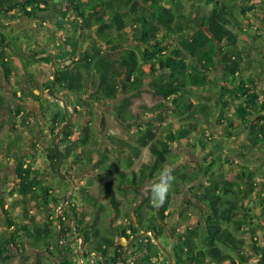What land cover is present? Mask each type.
<instances>
[{
	"label": "trees",
	"instance_id": "obj_1",
	"mask_svg": "<svg viewBox=\"0 0 264 264\" xmlns=\"http://www.w3.org/2000/svg\"><path fill=\"white\" fill-rule=\"evenodd\" d=\"M82 1L65 0L69 4L67 10L57 4L62 17L69 19L73 13V19L81 22L79 27L87 38L92 39L90 48L72 64V68H60L56 76L57 84L80 95L84 89L90 88V84L93 88L98 86L100 98L116 100L114 109L117 118L131 128L132 120L143 123L148 114L162 122L163 113H172L177 118L176 122L168 123L163 131H157L153 124L148 125L135 144L107 137L110 146H119L131 157L139 158L142 149L147 150L150 158L142 162L138 170L132 169L133 160L127 157H123L118 164L109 162V148L106 146L105 152L95 150L93 142L98 136L90 127L78 138L75 149L68 147L71 127L57 140L58 148L65 147L66 158L72 151L76 152L74 157L77 152L91 146L93 149H88L85 157L88 167L93 166L104 176L116 173L120 182L116 187L112 181L104 183V193L109 201L106 206L97 196L82 192L83 199L94 212L93 222L87 220V212L79 211L76 205L71 207L74 219L79 222L74 228L75 234H72L83 236L85 251L82 257L89 258L90 254L97 253L102 263L121 262L123 252H118L122 246H118L115 240L114 232L117 231L128 239L127 231L135 233L137 228L140 231L149 230L157 239L165 238L163 224L168 218V210L171 205L178 204L186 187L190 197L181 211L185 228L183 232L172 231L175 264H250L254 258L256 264H264V244H260L258 236L260 231H264L263 189L257 196L260 200L257 208L260 210L251 209L252 206L244 203L246 199L254 201L257 177L262 179L264 186V171L251 170L246 165H232L231 171L238 174V179H228L224 167L232 164L230 157L222 159L221 154L214 155V152L208 151L210 158H205L194 170L175 165L179 158L174 151L175 148L204 147L206 130L198 120L212 117L207 103L210 95L219 98L215 119L219 120V124L226 122L229 138L234 131L243 128L253 148L264 147V100L256 91L259 74L255 73L264 61V45L258 59L250 58L248 52L244 56L243 52L249 47H241V44L248 37L243 38L239 34L241 20L236 11L239 9L246 16L255 4L264 6V0H85L84 5ZM51 3L54 1L0 0V20L35 18L39 12L47 11ZM210 5L211 9L205 12ZM262 39L264 41V34ZM8 46V52L17 50L10 42ZM71 58H74L72 50ZM244 58H247L245 63ZM0 65L9 81L12 74L9 61L3 59ZM252 70V81L246 83V72ZM213 72H220L223 86L210 77ZM145 88L157 96L159 101L156 104L139 102ZM193 97L197 98L196 102L192 101ZM5 99L0 95V108ZM35 99L41 102L38 96ZM235 103H238L233 107L237 121L233 116L224 117L222 113ZM22 111V108H16L15 113L18 115ZM23 125L28 128L27 121ZM210 131L212 145L215 144L211 148L219 147L217 144L223 140L215 138ZM193 137L196 138L194 142ZM19 149L23 150L21 146ZM2 151L0 146V153ZM47 155L55 171L60 154L51 146ZM26 160L27 157H22L17 165L15 176L18 183L10 193L11 196L16 195L13 204L20 206L22 220L17 223L11 209L4 206L2 209L7 233L0 232V264H11L15 258L27 263V245L36 251H44L54 259L60 258L59 264L77 263L66 260L70 247L61 245L62 236L71 233V228L66 227L64 221L71 216L64 210L58 220L57 215L53 217L52 213H48L52 206H60L64 197H56L50 186L43 185L41 171L32 169V166L26 168ZM127 170L131 173L128 174ZM164 170H168L173 179L164 203L157 206L151 202V183ZM130 187L137 194L133 197L137 205L133 211L135 222L127 228L119 225L113 229L105 222L98 224L99 219L105 221L112 214L118 218L121 215L130 218V211L123 214V201L119 198V195L126 197ZM142 188L147 191V196L139 203L141 196L138 193ZM128 200L124 202L131 205L133 201ZM5 202L9 204L7 199ZM189 207L199 208L200 215H189ZM31 208L41 214L33 215ZM104 209H107V214H104ZM150 214L162 226L151 223ZM55 220L56 227L53 224ZM242 230H246L248 236H241ZM155 249L157 246L149 243L144 251L146 254L137 264H154L151 254Z\"/></svg>",
	"mask_w": 264,
	"mask_h": 264
},
{
	"label": "rangeland",
	"instance_id": "obj_2",
	"mask_svg": "<svg viewBox=\"0 0 264 264\" xmlns=\"http://www.w3.org/2000/svg\"><path fill=\"white\" fill-rule=\"evenodd\" d=\"M55 3H57L62 9L64 8V6L66 5L65 0H53ZM221 2H224L226 0H220ZM82 4H85V0L82 1ZM238 4V2H237ZM255 4V3H253ZM186 8H188L189 4L186 3ZM256 6L254 7V9L247 13V15L245 16L244 14L240 13V10L237 9V13L240 14V20H241V29L239 31V34L241 37L246 38L247 39L244 40V42L241 44V47H249L247 48L248 51H244V56L246 57V55H248L250 58H255L258 59L260 57V50H263V45H264V41L262 39V35L264 34V6H261L259 4H255ZM212 5L207 6L206 9L204 10L205 12H208L211 9ZM72 13V12H71ZM73 13L71 15H69V19L65 18L64 20L67 21L66 23H64V28L67 30V33H69L70 31L72 32V34H69V36L67 37V35H65L64 39H67L69 41H75L77 35L73 34V29L76 28V25H73L75 28L72 27V24H70V22L73 19ZM12 20V19H10ZM15 20V19H14ZM9 21V20H8ZM72 23V21H71ZM6 32V36L8 37L7 40H10V44L12 46H15L17 48V50H23L24 52H29L30 54L32 52H34L35 50H38L39 48L37 47L38 44L35 42L34 39H32L27 32H24L23 29H21V31H17L14 32L12 30L9 29V26L6 27V29L4 30ZM253 36V37H250ZM19 36V38H25L27 40L26 45H23L20 42H17L15 37ZM14 39V40H13ZM250 39V42L252 43V45L249 46L248 42ZM92 39L86 38L84 41L83 39H80L79 41V48H78V52L85 46H87V44H90ZM22 42V40H21ZM35 42V48L33 47V44ZM39 43V42H38ZM55 48H60V43H55ZM173 47L171 49H169V51H172ZM248 52V53H247ZM7 56H8V61L11 65V69H12V74L10 76V81H15V80H20L22 79V77L24 76V72L21 68V66L24 64L26 68H29V59H25L22 56H14V54L12 52H7ZM71 56V53H70ZM74 60V58H73ZM247 60V58H244V63ZM253 64H256V62H254ZM252 65V64H251ZM261 66L255 71L256 74H259V81H258V85H257V89L256 91H258V93L261 95V99L264 100V61L260 64ZM253 66V65H252ZM220 72H213V74L210 75L211 78H214L217 82H219V84L221 86L224 85L223 80L221 79V76L219 75ZM254 71H249L246 72L245 75V82L249 83V81H252L251 77L253 76ZM213 75H215V77H213ZM14 86L16 85V82H14L13 84ZM16 87V86H15ZM16 90H18V87H16ZM4 93V91H1ZM29 94H31V92L29 91ZM195 95V94H194ZM209 100H208V104L210 106V112L212 114L211 119L208 118H203L205 119L203 121L202 120H198L199 122H201V124L203 125V127L206 130V140H205V145L204 147H195V148H191V147H183L181 149H177L175 148V154L178 156L179 160L177 161V166L182 167V166H188L190 167V169H196L197 165L202 162L205 158H208L210 156V152H214V155H222V159H225L226 157H230V159L233 161L231 165H226L224 167V170L226 171V176L228 179H238L237 177V173L234 171H231L232 165L236 166V165H246L248 166L249 169L251 170H262L264 171V147L261 148V146L257 149L253 148L249 142H248V133L245 132V130L241 131H234L232 134V138H229V136L226 134V128H227V124L225 121L221 122V124H219V120L215 119V115L217 114L218 110H217V105L216 102L219 98H217V96H209ZM158 98L157 96H155L154 94H152L150 92V90L145 88V91L143 92L141 98L139 99V102L141 103H147L149 105H153L156 104L158 102ZM193 102L197 101V98L193 97L192 99ZM45 102L47 103V105L50 106L51 112L47 113L46 118L49 117H53L54 114H61V119L59 120V122H63L64 116H65V111L63 109V106L60 104H58L56 101H51L50 99L47 100H42V103ZM241 102L238 101V103ZM29 103V109L31 110V112H33L35 110V103L31 102V100H28ZM37 104H39L40 102H36ZM52 103V104H50ZM238 103L232 104L229 108L225 109L224 111L222 110V113L224 115V117L227 116H233L234 120H236L235 118V113L233 110V107L235 105H237ZM36 104V105H37ZM100 111L105 110V105H103L101 108H99ZM69 111V115L72 116L73 115V111L71 109V107L68 108ZM4 112V117L6 119H9V116L11 117L12 113V106L9 104L8 107H5V109L3 110ZM35 112V111H34ZM3 113H1L0 115V123H1V119ZM80 116H83L82 114H80ZM164 119L163 122L159 121L156 119L155 116H151V114H148L147 118H144L143 121L145 122H136L134 120L131 121V125L132 128H129L128 125L121 123L120 121L116 120L114 117L106 115L105 116V126L103 127L102 130V136L107 137H113V138H121V139H125L128 140L129 142L135 144L136 143V139L137 137L143 133V131L146 129V127L148 125H152L155 126L157 131H163V128L170 122H176L177 118L174 117V115L172 113H169V115H165L163 113ZM202 117V116H200ZM24 119L29 120L26 118V116L24 117ZM34 119H38V117H34ZM34 120H32V128L37 126L39 129V133L38 136H40V138H43L44 136L47 135L46 131H47V124H49L48 122L44 121V118H42L43 124L39 125V122H33ZM93 123H94V130H96V135L98 136V120L96 117H93ZM142 123V124H141ZM210 123H212L210 125ZM212 131V133L214 134V137L217 139H222L223 142H221L219 145V147H214L211 148L212 142H211V135L209 134V129ZM8 128L7 127H2V130H0V146L3 147V153L0 154V165H2V169H1V173L5 176H8L9 178H11L13 176V160L11 159V154L12 152H14V150H11V143L12 141V137L8 138ZM210 131V132H211ZM26 133L21 134V138L22 139H26ZM12 135H15V133H12ZM33 135V134H31ZM8 140V142H7ZM98 140V139H97ZM213 140V139H212ZM196 141V138L193 137V142ZM230 141V142H227ZM204 142V141H203ZM106 141L103 142L101 141H97L96 142V149H98L99 151L103 152L104 147L106 146ZM8 144L10 145V147H8V149H10V152L7 154V148L5 147V145ZM109 147V146H108ZM61 148V147H60ZM31 148L29 146V148H26V153L29 154L31 151ZM122 151V149H121ZM119 152L118 149H113L110 148V155L111 158H109L111 161H117L120 162L121 159L123 157H125V152ZM210 151V152H208ZM240 151V152H239ZM34 154V158H27L28 160H31V163H33V165L39 169V171H41V178H42V182H44L45 184H47V186H50L51 189H53V191H55L56 193V197H65L67 195V188H69L67 181L62 182L61 177H56L51 175V171L49 166L47 165V160L45 157V150H44V145L42 143V141L39 142V146L37 147V150L35 149V151L33 152ZM33 154H31L30 156H32ZM127 159H132L133 160V169L138 170L141 163L142 162H146L148 161V159L150 158L148 152L146 149H143V151L141 152V155L139 156V158L136 157H131L130 155L126 156ZM210 158V157H209ZM90 169H88L86 172H84V174L86 175L85 177L82 176L80 177L81 179H79L77 182L78 184L75 187V190L73 192H71V194L69 195V199L67 201V203L64 205V208L61 210V207L63 205V202L61 203L60 206L57 207H53L52 210V214L53 217H55V215H61L59 213H61L63 210H67V213L69 216H71V218H67L65 219V225L66 227L68 226L69 228H71V233L75 234V226L79 225L78 221H76L73 217V210L71 209V207L73 205H76L77 209L84 211L85 213L87 212V215H89V218L87 220H89L90 222L94 221V212L91 209V206L83 199L82 195L80 193H78V189L79 192L81 191V193L83 192H88L92 195L97 196V198L101 201V203H103L105 206L108 205L109 201L108 198L106 196V194L104 193V188L103 185L106 181H112L113 185L116 187L117 184L119 185V180H117V176L116 173H114L112 176H104L102 174V172H100L99 170H94L93 166H89ZM63 169V168H62ZM6 171V172H4ZM62 172L64 170H61ZM5 174H4V173ZM7 173V174H6ZM129 173V171L127 172ZM102 176H104L102 178ZM12 179H8L5 181V186H3V192L0 194H3L4 197H6V199L9 202V208L11 209L12 213L14 214V221H16L17 223H19L22 220V213L20 210V206H14L13 201L15 199V195L11 196L10 194V185H12L13 181H11ZM257 181V189L256 192L253 194L255 199L253 202H250V199H246L245 200V205H250L252 206L251 209L254 210H260L257 208V206L260 203V200L257 198V196L261 193L260 189H263L262 191H264V186H263V181L261 178L257 177L256 179ZM12 183V184H11ZM185 189V194L183 196L180 197L178 204L176 205H171V208L168 210V218L165 222V224H163V226H165V238H160L159 239V243L161 244L162 247H167L168 251L172 250L173 244H174V240L172 237V231L173 229H176L177 231L183 232L184 228H185V220L184 218H182V214L181 211L183 210V208L185 207V203L189 200V193H188V189L186 187H184ZM141 193H138V195L140 194V200L139 202H141L144 197L147 196V191L146 190H142L140 191ZM137 194L130 192L128 194V197L131 199L132 197H136ZM2 196V197H3ZM126 197V198H128ZM119 198L123 201V204L121 205V210L123 212V214L126 211H130V213L132 214L133 210L136 208V204L135 200H131L133 201V203L131 205L125 203V199L122 195H119ZM69 203V204H68ZM32 207V206H31ZM33 209V213H35L36 215L41 214V212L35 208H31ZM78 211V212H79ZM188 214L196 217L200 215V210L199 208H193V207H189L188 208ZM104 214H107V209L103 210ZM50 213V212H49ZM67 215V216H68ZM148 217H150V221L151 223H156V225L159 227L162 224L158 221V219L154 216V215H148ZM184 217V216H183ZM118 217L116 216V214H112L108 219H106L105 221H103L102 219H99L97 221L98 224H102L103 222H105L106 225H111L110 229H113L112 227H116L119 225H122L124 227H129V225L131 223H134L135 220L132 219L131 217L129 218H125L123 215H121L118 219ZM79 220V218H78ZM54 226L56 227L58 224L56 222V220L53 222ZM53 226V227H54ZM73 229V231H72ZM56 231V230H55ZM0 232L2 233H7V227L5 226L4 222L2 221V219H0ZM145 232V230L143 231ZM142 232V233H143ZM243 234L241 236H248L246 233V230H242ZM70 234V233H69ZM129 234V233H128ZM138 234V232L136 231L135 233L129 234L131 236ZM74 236V235H73ZM73 236H69L67 235H63L62 236V241H68L71 240L73 238ZM79 235H77L74 239H73V244H72V252L74 254V260L77 261V252L78 253H82L83 248L79 249V246L82 243L81 239H77ZM142 236H144L142 234ZM258 236L260 237V244H264V231H260L258 233ZM150 238V236H145L143 238H140L137 242V247L136 249L133 250L132 255H130L128 258L127 263L131 264V263H135L137 264L139 261H141V258L146 254L144 252L143 245L146 242V240ZM115 240L119 241V243H124L125 244V238L119 236L117 233H115ZM146 243H150V242H146ZM27 251H29L28 253V262L27 263H20V261L18 259H14L12 261L11 264H35V260L37 258V255L35 253L32 252V248L30 246H28ZM152 258H153V262L154 264H168V259L165 257V255L155 249L152 254H151ZM44 264H55V262H50L48 259H45ZM85 264H89L88 260H84ZM175 262V261H174ZM257 260L256 258H254L250 264H256Z\"/></svg>",
	"mask_w": 264,
	"mask_h": 264
},
{
	"label": "flooded vegetation",
	"instance_id": "obj_3",
	"mask_svg": "<svg viewBox=\"0 0 264 264\" xmlns=\"http://www.w3.org/2000/svg\"><path fill=\"white\" fill-rule=\"evenodd\" d=\"M69 6V4L65 5V10H67V7ZM47 12H49L53 17H51L50 19V26L47 27V32L51 33V38H54L55 43H60V48H55V46L53 47V49H49V47H42L39 48L38 50H35L34 52H32L31 54L29 52H24L23 50H15V52L13 53L14 56H22L25 59H29V68H26L25 65L23 64L21 66L23 72H24V76L22 77V79L20 80H15V81H8L5 73L3 71L2 66L0 65V95H3L6 97L4 103L1 105L0 108V115L1 113H3L2 118L1 119V123H0V129L2 130V127H7L8 128V135L7 137L10 138L12 137V143L11 145V150H14V152L10 153L11 154V159L13 160V176L11 178H9L8 176H4L1 173V169H2V165H0V192H3V186H5V181L8 179H12L11 181H13L10 185V193L11 190L17 185L18 181L16 179L15 176V170L17 168V165L19 163V161L22 159V157H31L34 158V154L33 152L35 151V149L37 150V147L39 146V142L42 141L43 145H44V150H45V157L47 160V165L50 168L51 171V175L56 176V177H60L59 173L57 172L58 167L60 166V172L62 175H70V178L74 181V184L72 183V181L69 178H62V182L67 181L69 188H67V194L71 192H73L75 190L76 185L78 184V180L81 179L80 177L82 176H86L84 174V172H86L88 169H90V167H88L87 165V161L85 160V157L87 155V150L88 149H93L91 146H87L85 151H80L77 152V156L73 157V154L76 153L74 151H72L70 153V156H68L66 158V156L64 155L65 153V147L62 146V149L58 148L57 145V140L63 135V133L67 130V128L71 127V134L68 137L69 139V143H68V147L74 148V144L78 141V138L80 136H82L83 134H85V129L87 127H90L96 135V130H94V123H93V117H96L98 120V137L97 139L99 141H106V147L110 146L109 145V141L107 139V137L102 136V130H103V123L105 124V116L109 115L114 117L116 120L120 121L117 118L115 109H114V105L116 104V100H110V99H105V98H100V91H99V87L96 86V88H93L92 85L90 84V88H86L81 92L80 94H76L74 92H70L69 90H67L66 88H62L57 84L56 81V76L58 71L60 70V68L62 66H69V68H72V64L75 63V61H77L79 58H81V56L90 48L91 44H87V46L83 47L79 52H78V48H79V41L80 39L87 38V34H85L82 30V28L79 27L78 23L81 24V22H79L77 19L74 20L72 19V23H74L75 25H77L78 27L76 29H73V34H76V40L75 41H69L65 38V35H67V37L69 36V34H72V32L70 31L69 33H67V30L65 28H62L61 26L63 25L62 23L65 22V18L62 17V13L59 11V7L57 6V3H51L49 8L47 9ZM29 19H36L35 18H29ZM71 21L70 22L71 24ZM78 21V22H77ZM6 25H8V23H6V20H0V62L4 59V61H8V56H7V52L9 51V42L10 40H7V34L4 31L6 29ZM42 27V26H40ZM73 28H75L72 25ZM27 31H31V29H27ZM32 39L35 40V42L38 44L37 40L30 36ZM17 42L22 43L23 45H26L27 40L24 38H19V36L15 37ZM22 40V42H21ZM34 42L33 47L36 45ZM35 48V47H34ZM72 50V54L74 56V60L71 58L70 53ZM51 52H55L54 54H52ZM61 55V56H60ZM41 66V65H46L47 66V74H44L43 77H38L35 74V67L36 66ZM14 82H16V87H18V90H16V87L13 85ZM54 86L53 92L62 97L64 96L67 106L68 108L71 107L72 111H73V115L70 116L71 121L69 123V125L67 126V128L64 130V132L57 138L56 140V145L55 146L53 144V140L54 137L56 136V134L59 132V130L61 129V127L67 122V118L66 116H64L63 122H59V120L61 119V114H54V116L46 118L47 113L51 112L50 106L47 105V103L43 102L42 100H47L50 99L51 101H56L59 105H62L61 101H57L54 98H52L51 96H49V90ZM1 91H4L1 92ZM29 91L31 92V94H29ZM35 96H38L41 99V102L39 104H37ZM99 96V98H98ZM28 100H31V102L35 103L34 107H35V112H31V110L29 109V103ZM9 104L12 106V113L11 117L9 116V119H6L4 117V112L3 110L5 109V107H8ZM37 104V105H36ZM52 104V103H50ZM103 105H105V110L100 111L99 108H101ZM53 106V104H52ZM63 106V105H62ZM16 108H22L24 110V112L22 111L20 114L16 115L15 111ZM48 108L47 111H45V109ZM44 109V110H43ZM64 109V108H63ZM80 114H82L83 116H80ZM26 116L27 119H24V117ZM38 117V119H34V117ZM42 118H44L45 122L49 121V124H47V135L44 136L43 138H40V136H38L39 133V129L37 126L32 128V120H34L33 122H39L38 124L41 125L43 124ZM24 121H27L28 123V128H25L23 123ZM121 122V121H120ZM123 123V122H121ZM128 125V123H123ZM34 125V124H33ZM129 127V126H128ZM131 128V127H129ZM26 133V139H22L21 138V134ZM93 132V133H94ZM12 133H15V135H12ZM33 134V135H31ZM98 140H95L93 142L94 145H96V142ZM8 142V140H7ZM10 145L6 144L5 147L7 148L8 151V147H10ZM8 146V147H7ZM20 146L22 147L23 150H20ZM29 146L33 149H31V151L29 154L26 153V148H29ZM51 146H54L59 154H60V162L57 165V168L55 171L52 170L51 168V163H50V159L47 157V149H49ZM109 151L110 148L113 149H118V151L120 152L122 148H120L119 146H110L108 147ZM82 149V148H81ZM105 149V148H104ZM103 149V150H104ZM124 151V150H122ZM121 151V152H122ZM143 151V149H142ZM105 152V150L103 151ZM3 153V151H2ZM0 153V154H2ZM9 153V151L7 152V154ZM31 154H33L32 156H30ZM128 155V153L125 154V157ZM141 155V154H140ZM61 156H63V161L61 162ZM109 158H111L110 153H108ZM129 156V155H128ZM109 162H112L109 159ZM117 162V161H115ZM119 162H117L118 164ZM28 166H32V169H37L33 163H31V160H26V165L25 167L28 168ZM63 168V169H62ZM133 169V167H132ZM61 170H64L63 172ZM135 170V169H134ZM129 171L128 174L131 173V170H127V172ZM6 172V171H4ZM3 172V173H4ZM5 174V173H4ZM7 174V173H6ZM40 179L42 180L41 176ZM43 185H46L43 182ZM73 189V190H71ZM130 190V192H134L131 187L128 189V191ZM145 190L144 188L141 189ZM129 192V193H130ZM54 194L55 191H53ZM78 193L82 194L81 191L79 192L78 189ZM3 194H0V219L3 218V206L5 209L9 208V204L5 202L6 197H2ZM16 196V195H15ZM128 196V194H127ZM126 196V197H127ZM124 197V198H126ZM139 198V197H138ZM69 199V198H68ZM127 199L129 200H133L134 198L132 197L131 199L128 197L125 200L127 201ZM128 200V201H129ZM140 200V198H139ZM138 200V202H139ZM8 201V200H7ZM64 201V200H63ZM143 201V200H142ZM140 203V202H139ZM69 204V203H68ZM51 208V207H50ZM53 210V206L52 208L48 211V213L52 212ZM64 211V210H63ZM63 211L59 214H62ZM134 211V210H133ZM33 215L35 213H33V210L31 212ZM47 213V214H48ZM74 216V215H73ZM117 216V215H116ZM57 217L60 218V215H58ZM130 217L133 218V212L132 214L130 213ZM47 219V217H46ZM118 219V218H117ZM26 221V220H24ZM162 226V225H161ZM144 230H141L139 228H137V232L138 234H135L133 236L129 235L132 234L131 231H127V234L130 236V239L125 238V244L124 243H119V241H117V245L118 246H122V249H118V252H123L122 255V260L121 262H118L117 264H128V257L130 255H132L133 250L136 249L137 247V242L140 238H143L145 236H150V238H148L146 240V242H153L156 246H157V250L161 251L165 257L168 259V264H175V256L173 254V251H168L167 247H162L161 244L159 243V239L155 238L153 233L149 232V230L145 229V232H143ZM143 232V233H142ZM117 233L119 236H121V234H119V231L114 232ZM142 234L144 236H142ZM80 235V234H78ZM77 235L73 236V238L71 240H68L66 242L67 246L71 247L73 244V239L76 237ZM82 236V235H81ZM123 237V236H121ZM83 238V236H82ZM158 240V242L156 241ZM66 241V240H65ZM144 243L143 248L144 251L147 250V247L149 246L148 243ZM63 246V245H62ZM82 248L83 251L82 253H78L77 252V261L74 260V254L72 252V249H70V252H68L66 254V260H70V261H74L77 262V264H85L84 260H88L89 264H105L102 263V259L99 258L98 254L96 253H92L89 255V258H84L82 257L83 252L85 251V247L83 245V240H82ZM79 246V249H82ZM29 250V249H28ZM34 251V252H33ZM32 252L35 253L37 255V258L35 260V264H39V260H42L44 258H47L50 262L53 261L54 258H52L51 256H49L48 254L45 255H39L38 252H35L34 249H32ZM29 251L27 252V256ZM96 255H98L96 257ZM99 258V259H98ZM100 260V261H99ZM21 263V262H20ZM76 264V263H74ZM131 264H135V263H131Z\"/></svg>",
	"mask_w": 264,
	"mask_h": 264
},
{
	"label": "crops",
	"instance_id": "obj_4",
	"mask_svg": "<svg viewBox=\"0 0 264 264\" xmlns=\"http://www.w3.org/2000/svg\"><path fill=\"white\" fill-rule=\"evenodd\" d=\"M41 7H44V5H42ZM51 17L53 16L47 11L39 12L38 15L36 16V19H29L27 17H21V18H15V20L14 19L9 20V21L6 20V23H8L6 27L9 26V29L14 32L21 31V29H23L24 32H27L29 36L34 37L37 40V42H39L37 46L38 48L49 47V49H53V47L55 46V40L54 38L50 37L51 33L47 32V27L50 26ZM27 29H31V31H27ZM51 53L54 54L55 52H51ZM35 74L36 76L40 78L43 77L44 74H47V66L37 65L35 67ZM68 235L72 236L74 234L70 233ZM66 242L67 241H62L61 245L67 246ZM70 249H72V246L70 247ZM35 252H38L39 255L41 256L46 254L42 250H38V251L35 250ZM45 259L47 258L42 259V264H44L43 261ZM57 259H53L52 262H55V264H59L61 260L60 258H57Z\"/></svg>",
	"mask_w": 264,
	"mask_h": 264
},
{
	"label": "clouds",
	"instance_id": "obj_5",
	"mask_svg": "<svg viewBox=\"0 0 264 264\" xmlns=\"http://www.w3.org/2000/svg\"><path fill=\"white\" fill-rule=\"evenodd\" d=\"M173 177L168 170L161 172L159 178L151 183V202L162 205L169 191Z\"/></svg>",
	"mask_w": 264,
	"mask_h": 264
},
{
	"label": "water",
	"instance_id": "obj_6",
	"mask_svg": "<svg viewBox=\"0 0 264 264\" xmlns=\"http://www.w3.org/2000/svg\"><path fill=\"white\" fill-rule=\"evenodd\" d=\"M53 89H54V86L49 90V94H48V95L51 96L52 98H54L55 100H57V101H61V102H62V105H63L64 111H65V116H66V118H67V122L61 127V129L59 130V132H58V133L56 134V136L54 137L53 144H54L55 146H57V145H56V140H57V138H58V137L64 132V130L67 128V126L69 125V123H70V121H71V118H70V116H69L68 106H67V103H66V100H65L64 96L60 97V96L56 95V94L53 92ZM62 161H63V156H61V162H62ZM57 172L59 173L60 177H62L63 179H64L65 177H66V178H69V179L72 181V183L74 184V181L70 178V175H62V174H61V172H60V166L58 167ZM71 190H73V189H71ZM69 195H70V193H68V194L64 197V201H63V205H62V207H61V210L64 208V205L67 203ZM58 220H59V217H58ZM77 239H81V240H83V238H82L81 235H79V236L77 237ZM156 241L158 242V240H156ZM80 247L82 248V243H81ZM97 256H98V255H96V257H97Z\"/></svg>",
	"mask_w": 264,
	"mask_h": 264
}]
</instances>
